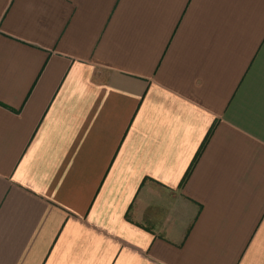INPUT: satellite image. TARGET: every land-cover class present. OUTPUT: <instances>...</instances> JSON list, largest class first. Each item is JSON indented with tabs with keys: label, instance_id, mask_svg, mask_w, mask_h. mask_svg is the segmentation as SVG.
Masks as SVG:
<instances>
[{
	"label": "crops",
	"instance_id": "1",
	"mask_svg": "<svg viewBox=\"0 0 264 264\" xmlns=\"http://www.w3.org/2000/svg\"><path fill=\"white\" fill-rule=\"evenodd\" d=\"M0 264H264V0H0Z\"/></svg>",
	"mask_w": 264,
	"mask_h": 264
}]
</instances>
